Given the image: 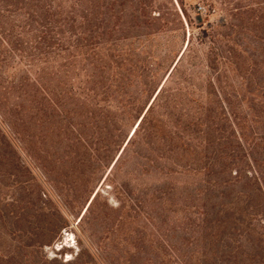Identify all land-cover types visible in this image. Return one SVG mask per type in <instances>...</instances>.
Instances as JSON below:
<instances>
[{
  "label": "trees",
  "instance_id": "1",
  "mask_svg": "<svg viewBox=\"0 0 264 264\" xmlns=\"http://www.w3.org/2000/svg\"><path fill=\"white\" fill-rule=\"evenodd\" d=\"M0 118L104 262L264 264V0H0ZM1 123L0 264H100L42 254L65 217Z\"/></svg>",
  "mask_w": 264,
  "mask_h": 264
},
{
  "label": "rangeland",
  "instance_id": "2",
  "mask_svg": "<svg viewBox=\"0 0 264 264\" xmlns=\"http://www.w3.org/2000/svg\"><path fill=\"white\" fill-rule=\"evenodd\" d=\"M201 10V15L198 17L195 14V11H197V8ZM196 7L194 9H191V13L193 14L194 17V21L196 23L199 22L198 18H201L202 22H208V23H217L222 21L223 16L220 14V12H213V11H207L205 9H207V6L204 5L203 3H198L196 5ZM195 30V29H194ZM192 32V31H191ZM189 34L190 31L188 33V37H187V41L189 39ZM186 41V43H187ZM0 123H1V118H0ZM2 124V123H1ZM3 129L9 134V136L11 137L13 143L16 145L18 152L20 153L22 160L31 167V169L34 172V175L36 176L37 181H39V189L43 191V193H45V195L48 196H44L45 199H49L51 196V204L53 209H57V212H61L63 213L64 217H65V221L61 222V225L63 226L62 229L57 233L56 238L54 239L53 243L49 246H45L43 248V255L51 260V259H58V260H62L63 262L66 261H70V260H74L77 258V256L80 254H84L83 255V261H89L90 257L88 256V253L91 254H95L96 257L98 258L99 252L97 250V244H95L94 246H92V242L90 241V237H89V232H84L83 228H87L85 225H83L82 223H80V218L83 216L84 212H85V208L84 209H79L77 208L76 212L74 213H68L65 209V207L63 206V202L61 200V197L58 196L57 191H55V184H52L49 181H46L44 176L42 175L40 169H39V163L36 160L38 156V154L33 153L32 151L28 152V150H25V146L22 144L21 142V138L20 136H17L15 133L13 134L11 132V130L2 124ZM135 127V126H134ZM134 127H132L131 131H130V136L133 132ZM30 141L33 143V145L37 144V140H39V136H35V130L34 127L32 126L31 130H30ZM52 136H50V134H46V141L44 144L45 149L51 151V153L55 152L52 146ZM38 147V144L36 145ZM35 147V146H34ZM129 168H131L132 170L135 171V174L139 177V182H143V184L146 183H158L162 180V177L160 176H156L155 173L154 174H141L142 172H144L143 168L140 165H138L137 163H130L129 164ZM109 169L108 171L105 173V175L103 176L102 180L100 181L98 187L96 190H100L101 192V199H100V203L104 204V202L106 201H110V203L117 205V199L115 197V195L113 194V190L110 188V183H109V179H106L107 175H108ZM1 173V172H0ZM127 173H121V178H124V175H126ZM24 196L23 193L15 188L13 186V183L11 182V180H7L4 179L2 180V178H0V197L4 198V199H13V197L15 198H20ZM82 210V211H81ZM79 212L80 215H77ZM29 220H33L34 217L32 216V214H28ZM59 218L57 217L56 220H58ZM132 229L135 231H138L137 228H135V226H132ZM103 228H101V226H95V228L92 227V231L93 233H95V235L97 236L96 238H99L101 235ZM141 232L143 233V230L140 229ZM140 232V231H139ZM141 232L139 233L140 235ZM149 234V233H148ZM125 235V234H124ZM122 235V236H124ZM109 237V235H108ZM126 240V239H125ZM118 241V240H117ZM25 243L29 242L27 241V239L24 240ZM125 244H121L118 246L119 250L124 253L126 252L129 248L132 242H130L128 240L124 241ZM123 242V243H124ZM135 241L133 243V245H135ZM130 244V245H129ZM107 245H108V250H109V238L107 239ZM98 261L100 264H108L106 262H104L103 260H101V258H98Z\"/></svg>",
  "mask_w": 264,
  "mask_h": 264
}]
</instances>
